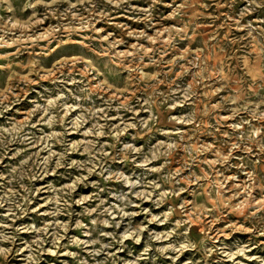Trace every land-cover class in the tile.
Wrapping results in <instances>:
<instances>
[{
	"label": "rangeland",
	"instance_id": "1",
	"mask_svg": "<svg viewBox=\"0 0 264 264\" xmlns=\"http://www.w3.org/2000/svg\"><path fill=\"white\" fill-rule=\"evenodd\" d=\"M0 264H264V0H0Z\"/></svg>",
	"mask_w": 264,
	"mask_h": 264
},
{
	"label": "clouds",
	"instance_id": "2",
	"mask_svg": "<svg viewBox=\"0 0 264 264\" xmlns=\"http://www.w3.org/2000/svg\"><path fill=\"white\" fill-rule=\"evenodd\" d=\"M248 2H249V6L250 7H252V8H254L255 7V2H256V0H248ZM5 7H11V5L10 4H7V5H4ZM58 99H59V97H58ZM141 123H143V122H141ZM4 239H8V237H4Z\"/></svg>",
	"mask_w": 264,
	"mask_h": 264
}]
</instances>
